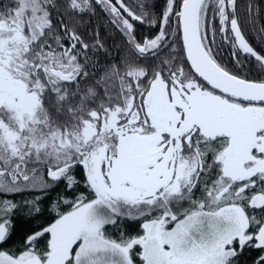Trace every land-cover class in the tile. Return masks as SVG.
<instances>
[{
    "label": "snow or ice",
    "instance_id": "snow-or-ice-1",
    "mask_svg": "<svg viewBox=\"0 0 264 264\" xmlns=\"http://www.w3.org/2000/svg\"><path fill=\"white\" fill-rule=\"evenodd\" d=\"M0 264H264L253 0H0Z\"/></svg>",
    "mask_w": 264,
    "mask_h": 264
},
{
    "label": "trees",
    "instance_id": "trees-1",
    "mask_svg": "<svg viewBox=\"0 0 264 264\" xmlns=\"http://www.w3.org/2000/svg\"><path fill=\"white\" fill-rule=\"evenodd\" d=\"M245 2V0H241V3L243 4ZM253 2L259 7L260 9V22L262 24H264V0H253ZM241 13L243 14V8H241ZM94 23H99V24H103L104 21L102 19V15L100 18H98L96 21H94ZM138 35L140 36H146V35H150L149 32H147L145 29H140L138 31ZM252 36L255 35L252 32L248 33V36ZM109 46L110 47H114L115 45H120L122 43L121 38L119 37V35L113 34L110 36L109 38ZM250 42H254L256 47H260L256 37L254 38H250ZM115 54V53H114ZM219 59L224 62L225 64L229 65L230 67L233 65L234 61L232 60V56H231V49L226 47V46H222L221 50H220V54H219ZM126 231H130L133 234H135L136 229L132 228L131 226L127 229H125Z\"/></svg>",
    "mask_w": 264,
    "mask_h": 264
},
{
    "label": "flooded vegetation",
    "instance_id": "flooded-vegetation-1",
    "mask_svg": "<svg viewBox=\"0 0 264 264\" xmlns=\"http://www.w3.org/2000/svg\"><path fill=\"white\" fill-rule=\"evenodd\" d=\"M254 37H256V35H252V36H248V39L250 40V38L252 39V38H254ZM253 45H255V43L254 42H251ZM223 46H226V47H228V48H230L229 46H227V45H223Z\"/></svg>",
    "mask_w": 264,
    "mask_h": 264
}]
</instances>
